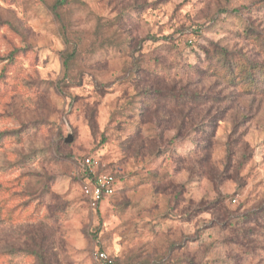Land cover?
<instances>
[{
	"label": "rangeland",
	"instance_id": "rangeland-1",
	"mask_svg": "<svg viewBox=\"0 0 264 264\" xmlns=\"http://www.w3.org/2000/svg\"><path fill=\"white\" fill-rule=\"evenodd\" d=\"M252 36L264 47V0H0V264H95V246L264 264V93L200 73L214 45L264 65ZM176 87L205 104L138 115ZM89 157L116 177L95 212Z\"/></svg>",
	"mask_w": 264,
	"mask_h": 264
},
{
	"label": "trees",
	"instance_id": "trees-1",
	"mask_svg": "<svg viewBox=\"0 0 264 264\" xmlns=\"http://www.w3.org/2000/svg\"><path fill=\"white\" fill-rule=\"evenodd\" d=\"M232 12L237 13L238 11L233 10ZM251 41L256 45V47H263L261 41L256 38V36H252ZM218 49L219 48L216 45L213 46L212 57H214L215 62L213 61L209 63V65H211L208 66L206 70L200 72L201 74L210 78L212 76L214 78L220 79L221 83H225L227 87L234 89L240 95L264 93V85L260 86V80L258 79L259 76H262L264 73V65L257 63L256 60L251 61L244 54V52L232 53L227 49ZM262 51L264 52V47ZM206 53L208 54L209 50L206 51ZM64 66L66 67V62H64ZM150 94H155L157 96L153 98H144L145 101L142 102V105H145V107L143 111L138 114L143 118L146 114H155L156 116L161 115V111H164L166 107H172L174 110L183 111L186 109V107L192 106L193 103H198L199 106H203V104H205L204 101H206L205 99L202 100L203 102L200 100L198 101L197 96L193 92L189 91L186 87H180L177 91L173 90L168 94H163L162 92L158 91L152 93L150 92ZM178 127L179 132L181 131L180 129L182 128V125L180 124ZM140 131L141 129H139L137 133L140 134ZM177 138L178 134L174 140ZM159 153L160 152L156 151L154 153L152 152L151 155L157 156ZM113 177L116 178L115 176ZM150 177L153 179L158 178L156 174H150ZM12 196L14 197L16 195L13 194ZM33 216L34 213L30 214L27 218H32ZM151 228L156 229V232L160 229L159 226L155 225H152ZM28 255L34 257L38 261V264H53L50 258L46 260L45 257L39 252L31 251L28 252ZM111 258L113 259L114 264H119V261L116 258ZM54 264H58V262L55 261Z\"/></svg>",
	"mask_w": 264,
	"mask_h": 264
},
{
	"label": "built area",
	"instance_id": "built-area-1",
	"mask_svg": "<svg viewBox=\"0 0 264 264\" xmlns=\"http://www.w3.org/2000/svg\"><path fill=\"white\" fill-rule=\"evenodd\" d=\"M100 168L98 158H85L82 162L83 180L81 193L90 209L95 212L103 201L112 198L116 191V180L112 174L97 173ZM95 264H114L113 259L98 246L92 252Z\"/></svg>",
	"mask_w": 264,
	"mask_h": 264
},
{
	"label": "water",
	"instance_id": "water-1",
	"mask_svg": "<svg viewBox=\"0 0 264 264\" xmlns=\"http://www.w3.org/2000/svg\"><path fill=\"white\" fill-rule=\"evenodd\" d=\"M65 142L68 143V142H70V140L68 139V140H66Z\"/></svg>",
	"mask_w": 264,
	"mask_h": 264
}]
</instances>
